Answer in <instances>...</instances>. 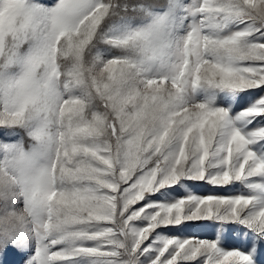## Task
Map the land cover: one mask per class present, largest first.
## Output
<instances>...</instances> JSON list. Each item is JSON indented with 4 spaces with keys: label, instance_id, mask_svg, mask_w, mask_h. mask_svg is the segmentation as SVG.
Listing matches in <instances>:
<instances>
[{
    "label": "snow or ice",
    "instance_id": "snow-or-ice-1",
    "mask_svg": "<svg viewBox=\"0 0 264 264\" xmlns=\"http://www.w3.org/2000/svg\"><path fill=\"white\" fill-rule=\"evenodd\" d=\"M108 12L99 0H60L52 10L0 0V126L32 125L38 142L31 152L10 146L0 162V264H264V206L249 213L264 205L255 179L264 181V42H253L254 32L264 36V0H202L186 35L159 18L112 41L137 59L97 67L85 53ZM228 21L245 27L222 35ZM202 87L257 89L241 98L238 117L256 121L253 130L211 99L197 102ZM181 181L245 182L252 194L136 207ZM213 218L257 234L244 251L196 237L150 243L158 228ZM226 226L231 239L236 228Z\"/></svg>",
    "mask_w": 264,
    "mask_h": 264
},
{
    "label": "rangeland",
    "instance_id": "rangeland-1",
    "mask_svg": "<svg viewBox=\"0 0 264 264\" xmlns=\"http://www.w3.org/2000/svg\"><path fill=\"white\" fill-rule=\"evenodd\" d=\"M109 6V12L105 15L97 33L92 42L86 49L85 58L90 64H95L97 67H102L108 60L114 58H130L137 59L138 55L134 49L118 46L112 41L123 37L129 33L146 29L159 18L167 20L169 27L172 29L175 36H184L190 31V26L194 22L202 19V14L193 13L202 4V0H99ZM30 6L41 8L44 10H52L57 7L60 0H28ZM92 4L97 3V0H91ZM227 27L224 28L221 34H230L233 31L242 30L245 25L239 24L237 21H228ZM258 40L253 42H264V36L259 32L253 33ZM251 40V38H250ZM32 47V42L29 41L21 49V54L26 55ZM19 71V67L15 69ZM257 89H238V90H221L202 87L197 89L193 94V98L197 102H202L211 99L214 106H222L229 111L235 126L240 127L244 132L253 130V124L256 121H251L247 118L238 119L240 113L244 110L241 105V98L245 97L251 100V97H246V93H254ZM247 107V105H245ZM264 127V123L257 125ZM34 127L32 125L23 126H0V162H3L9 155L8 148L16 146L22 148L26 152H31L38 147L34 135ZM264 145V141L261 142ZM258 153L264 156V147H257ZM154 162H150L148 167H152ZM256 182H264L255 178ZM179 191L173 192L166 186L165 189H160L150 196H146L145 201H142L136 207L139 208L145 203H171L187 196H207V195H239L252 194V190L247 187L245 182H236L227 186L225 189H218L210 184L199 181H181L174 186ZM160 191H167L168 198L161 197ZM22 206V202H21ZM264 205H256L253 210H259ZM137 226H142V222H136ZM234 224L236 231L231 233V239L228 238L229 229L227 224ZM216 224L215 230L205 227L206 225ZM87 227V225H85ZM255 236L257 230L249 224H244L241 220L235 221H217L214 218L210 220L189 221L179 226H168L167 228H158L151 236L150 243L154 249L163 246V242L169 238H192L196 237L201 240L207 239L217 243L218 247L224 251L239 249L244 251L247 248L246 241L249 235ZM159 241V243H157ZM95 242H87L88 246H92ZM34 246V242H33ZM256 246L253 245L248 249L251 255H255ZM158 254V252L156 253ZM147 255V254H145ZM143 259V257H142ZM201 259L197 257V260ZM94 258H77L74 261L65 262V264H93ZM145 264H150V259L145 261ZM185 264H200V262H185Z\"/></svg>",
    "mask_w": 264,
    "mask_h": 264
}]
</instances>
